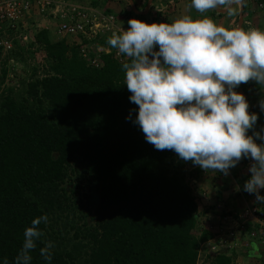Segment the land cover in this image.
Returning <instances> with one entry per match:
<instances>
[{
  "label": "trees",
  "instance_id": "1",
  "mask_svg": "<svg viewBox=\"0 0 264 264\" xmlns=\"http://www.w3.org/2000/svg\"><path fill=\"white\" fill-rule=\"evenodd\" d=\"M35 39L47 73L27 84L21 100L0 98V259L13 264L34 218L47 215L38 227L49 242L54 220L79 209L77 219L84 218L87 209L93 224L78 230L88 242L53 245L51 264H196L212 235L203 229L185 164L173 151L156 150L134 123L138 106L123 63L102 53L94 65L82 52V35L54 41L42 29ZM71 169L72 196L64 186ZM86 188L92 206L79 207L76 190ZM43 246L37 242L32 264H46ZM214 260L230 264L225 255Z\"/></svg>",
  "mask_w": 264,
  "mask_h": 264
},
{
  "label": "clouds",
  "instance_id": "2",
  "mask_svg": "<svg viewBox=\"0 0 264 264\" xmlns=\"http://www.w3.org/2000/svg\"><path fill=\"white\" fill-rule=\"evenodd\" d=\"M241 2L191 0V7L201 15H183L171 23L130 18L128 28L109 34L107 43L128 58L122 64L124 84L130 102L138 106L134 123L146 141L206 172L227 175L242 159H250L253 163L243 190L264 203L260 195L264 189V129L249 134L258 115L249 111L245 95L236 90L250 80L264 85V29L225 27L206 15L225 6L231 13L232 5ZM46 14L38 16L43 23ZM33 26L38 32L48 30L41 24ZM260 108L264 111V101ZM42 223H48L46 214L34 218L25 229L13 264H32L31 252L38 241L44 243L40 256L51 264L53 244L42 241L44 233L38 227ZM0 264H9L7 257Z\"/></svg>",
  "mask_w": 264,
  "mask_h": 264
},
{
  "label": "crops",
  "instance_id": "3",
  "mask_svg": "<svg viewBox=\"0 0 264 264\" xmlns=\"http://www.w3.org/2000/svg\"><path fill=\"white\" fill-rule=\"evenodd\" d=\"M71 2L91 6L97 5L101 9H107L115 13L117 15L116 27L118 30L122 27L127 29V22L130 18L141 19L148 23H171L183 15L193 17L201 15L191 7V0H72ZM263 2L258 3L263 4ZM93 3L95 4L93 5ZM252 6L253 0H242L239 5H232L231 13L225 10V6L210 10L206 15H209L217 24L225 27L264 29L263 23L258 21L257 17L259 16L254 17ZM158 14L161 15L158 16ZM38 16L39 14L36 15L35 13L30 15L26 19L28 25L41 24L44 28H48L55 37L54 26L57 21L51 19L43 23V20H39L40 17ZM109 37V34H105L94 43L88 44L94 50H112L114 48L107 43ZM236 90L245 95L249 102V111L258 115L256 125L249 130V134L252 135L254 132L261 131V129H264V111L260 108V102L264 101V85H259L256 81L250 80L246 84H241ZM257 143H261V141L257 139ZM180 161L185 164L183 170L196 198L199 213L203 216V226L210 221L217 223L218 214L222 211L239 212L246 206L251 205H259L264 210V203H259L255 194H249L243 190V185L250 176L248 169L253 163L250 159H242L236 167L230 169L227 175L219 172H206L191 161L182 159ZM238 187L239 191L237 190ZM260 195L264 196V189L260 190ZM208 245H211V243L205 242L202 245L204 251L209 256L216 257V255L209 252ZM224 252L221 255L230 258V264H264V237L260 239L251 238L243 233L241 234L240 245Z\"/></svg>",
  "mask_w": 264,
  "mask_h": 264
},
{
  "label": "built area",
  "instance_id": "4",
  "mask_svg": "<svg viewBox=\"0 0 264 264\" xmlns=\"http://www.w3.org/2000/svg\"><path fill=\"white\" fill-rule=\"evenodd\" d=\"M72 0H0V52L14 48L11 33L22 26V22L38 12L45 15L46 20H56L54 27L58 39L76 38L82 35L88 42L96 41L105 34L118 31L117 16L96 6L71 2ZM23 39H26L23 38ZM82 42V41H78ZM82 52L94 65H101L102 53H113L120 63L127 61V57L117 49L108 51L92 50L88 45L82 46ZM93 51V57L90 56ZM203 229L211 233L206 241L209 252L221 255L227 249L240 245L241 234L246 233L251 238L264 237V210L259 205L246 206L239 212H221L218 222L204 224ZM204 244V243H203ZM202 244V245H203ZM224 250V251H223ZM204 252L200 249L199 258ZM198 258V259H199ZM247 264V263H244Z\"/></svg>",
  "mask_w": 264,
  "mask_h": 264
},
{
  "label": "rangeland",
  "instance_id": "5",
  "mask_svg": "<svg viewBox=\"0 0 264 264\" xmlns=\"http://www.w3.org/2000/svg\"><path fill=\"white\" fill-rule=\"evenodd\" d=\"M258 2V0H253L252 13L255 14V18L259 16L257 17L258 21L263 23L264 27V2L263 4H259ZM27 18H29V16ZM27 18L22 22L23 27H20L18 30L11 33V36H13L12 39L15 40L14 49L11 51L0 52V98L5 95H10L16 100H21L27 89V84L36 78H41L47 73L46 70L48 69L49 63L46 59V52L44 48L35 41V34L38 33V27L28 25L26 22ZM25 37L26 39H23ZM52 39L54 41L58 40L57 36L54 37L53 35ZM4 70L7 71L6 75H4ZM174 165H177V163H174ZM76 177V174L71 169L64 183L65 188L68 189V194L71 196V188L76 187ZM85 193L89 195L91 194L88 188L82 189V191L79 192L76 190V197L80 198L77 200V206L80 207L84 203L89 204L88 207L92 206L89 202V198L87 199L84 195ZM85 213L86 217L77 219V216L81 215L80 209L76 214H72L68 211L58 221L54 220L53 225L56 224V227L54 229H48V241L60 248L67 246L70 249L76 246L78 240L87 243L88 240H86V233L84 234L82 229L78 230V227H84L85 222L93 224L91 219L92 212L89 215L88 210L86 209ZM67 215V221H63ZM75 220H78V223L74 224ZM66 222L68 223L66 224ZM78 231H80V236L77 233ZM83 236H85V239H83ZM72 240L74 242H71ZM208 256L209 255L205 251L202 252V255L196 264H214L213 259L215 257Z\"/></svg>",
  "mask_w": 264,
  "mask_h": 264
}]
</instances>
